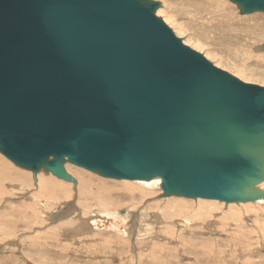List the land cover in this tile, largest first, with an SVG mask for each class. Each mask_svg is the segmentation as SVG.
I'll use <instances>...</instances> for the list:
<instances>
[{
	"label": "water",
	"instance_id": "95a60500",
	"mask_svg": "<svg viewBox=\"0 0 264 264\" xmlns=\"http://www.w3.org/2000/svg\"><path fill=\"white\" fill-rule=\"evenodd\" d=\"M243 15L264 0H230ZM153 0H0V153L34 180H162L163 197L264 198V87L187 46ZM264 51V45L262 46Z\"/></svg>",
	"mask_w": 264,
	"mask_h": 264
},
{
	"label": "rangeland",
	"instance_id": "374dc122",
	"mask_svg": "<svg viewBox=\"0 0 264 264\" xmlns=\"http://www.w3.org/2000/svg\"><path fill=\"white\" fill-rule=\"evenodd\" d=\"M153 1L160 2L161 7L166 4L163 13L157 16L163 19L175 34L178 33L175 26L182 25L181 35L176 34V36L186 45L191 40L196 44L198 42L203 46L200 47L202 51L195 48L193 42L189 43V47L192 46V49L203 54L215 66L241 81L264 87V51L262 50L264 13L243 15L238 5L230 0H215L227 7L230 16L236 19L223 21L222 24L211 22L210 15H204L206 10L202 9L200 13L195 11L190 6V0ZM202 16L205 17L202 18ZM166 19L175 21V26L168 23ZM0 158L5 163L10 162L11 169L8 170L12 176L9 182L4 178L0 181L2 185L0 187V264H264V206L254 207L252 201L226 204L205 200L206 203H216L215 206H218V209H211L213 211L206 209L209 214H214V221H210L209 230L200 223V226L195 225L194 230L190 231L191 229L187 230L184 227L185 220L176 218L174 222H171L168 219L169 222L168 217L162 214L167 208L171 212L183 211L184 217L181 216L186 219L185 217H191L197 210L198 200L178 196L163 197L161 189L154 195L155 198L150 196L147 199H141L137 195L136 199H116L115 195L112 197L111 195L119 194V187L123 182L133 183L132 181L109 180L98 173L67 163L66 171L76 180V184L59 180L44 169L37 174L38 182L44 178L45 181L57 184L53 187H62L60 190L64 193L71 188L70 192L66 193L65 200L61 199V202L64 201L66 204L63 202L61 206H51V213L59 215H55L56 218L52 216V219L50 217L47 219L34 206L35 203L29 196V198L27 195L23 196L25 192L22 191L29 188V183L34 187H30L32 190L28 195H32V191H37L35 189L37 182L34 180L33 173L18 168L2 153ZM20 169L22 173L28 175L27 178L16 176ZM82 181H91L89 184L94 187L89 192L93 195L91 199H81L82 189H78L79 197L77 196V185L79 187ZM261 189H264V185ZM20 191L23 195L18 194ZM102 194L107 195L109 201L104 200ZM170 198L192 205L189 213L179 210L174 204L168 206L166 203ZM203 202L204 200L200 201V203ZM245 204L246 206H243ZM90 206L93 209L92 212L96 211L97 214L111 210L123 216L129 211L130 217L126 218L128 225L125 224L127 227L122 225V229H127V234L123 231L122 233L112 231L100 221H98L101 224H99L100 227H92V230L89 226L86 228L82 226V222L90 220L92 212L89 215L88 211L85 212ZM230 209L233 210L231 214L237 212L240 218L231 216L232 219H230L228 216ZM64 210L70 216L66 215L63 219ZM80 214L83 220L79 219ZM204 223L207 225L209 222ZM70 228L74 231L65 232V229L70 230Z\"/></svg>",
	"mask_w": 264,
	"mask_h": 264
},
{
	"label": "bare ground",
	"instance_id": "6f19581e",
	"mask_svg": "<svg viewBox=\"0 0 264 264\" xmlns=\"http://www.w3.org/2000/svg\"><path fill=\"white\" fill-rule=\"evenodd\" d=\"M194 1V2H193ZM189 2V1H188ZM190 6L192 7V8H194V10L195 11H197L198 13H200V12H202L201 10L203 9V10H206V12H205V14L204 15H206V16H208V15H210V17H211V22H218V23H222L223 24V21H228V20H236L233 16H230L231 14H229V11H228V8L227 7H224L223 5H221V4H219L218 2H216L215 0H211V1H209V2H207V1H205V0H190ZM165 7H166V4L165 5H163V7H161L158 11H157V15H160V14H162L163 13V10L165 9ZM192 10V9H191ZM196 12V13H197ZM242 14V13H241ZM234 15V14H233ZM200 16V15H199ZM205 16H202V18H204ZM167 18V17H166ZM166 21L168 22V23H170L172 26H175V24H174V22H173V20H167L166 19ZM240 24V23H239ZM237 26V25H236ZM176 27V31L178 32V33H176V34H179V36L181 35L180 34V29L182 30L183 29V27H182V25H176L175 26ZM225 27V26H224ZM233 28V27H232ZM241 28V27H240ZM248 28V27H247ZM226 29V28H225ZM231 30V29H230ZM237 30V29H236ZM175 31V32H176ZM237 33V32H236ZM234 34V33H233ZM184 42V41H183ZM193 41L191 40V41H189L188 42V45L187 46H189V43H192ZM194 46H195V48H197L198 50H201L202 51V49L200 48L202 45H200L198 42H197V44L195 43V42H193L192 43ZM190 47H192V46H190ZM203 47V46H202ZM262 53V52H261ZM240 78H242V77H240ZM243 79V78H242ZM254 85V84H253ZM5 157V156H4ZM6 158V157H5ZM10 163V162H9ZM9 163H5L1 158H0V164H1V168H0V181H2V179L4 178L5 179V181H7V182H9V181H11L12 180V176H11V174H10V170H8V169H11V165L9 164ZM67 165V164H66ZM19 168V167H18ZM14 170H16L15 168H14ZM81 170V169H80ZM24 171V170H23ZM26 171V170H25ZM18 173V175H16ZM17 173L15 172V175L16 176H20V177H22L23 179H25V178H27V176L25 175V173H22L21 172V169H20V172H18L17 171ZM91 174V173H90ZM47 175V174H46ZM90 178H93L92 176H90L89 174H87ZM86 175V176H87ZM95 175V174H94ZM14 176V175H13ZM39 176V175H38ZM40 177V176H39ZM43 177V176H42ZM3 179V180H4ZM14 179V178H13ZM15 179H17V177H15ZM19 179H21V178H19ZM28 179H30V178H28ZM27 180V179H26ZM48 180V179H47ZM50 180V179H49ZM52 180V179H51ZM50 180V181H51ZM91 180V179H90ZM110 180V179H109ZM23 181V180H22ZM29 181V180H28ZM128 181H130V180H128ZM21 182V181H20ZM24 182H26V181H24ZM30 182V181H29ZM29 182H27V183H29ZM36 192H34V191H32L33 193H32V195L30 196V195H28L29 194V192H31V190L32 189H30V187L31 186H33L32 184H30L29 183V185L30 186H28L29 188H24L25 190H23L22 192H25V194L23 195V193H21V191L20 192H18V194L20 193V195H23V196H25V195H27V197L29 196L30 197V200L32 201V202H34L35 203V205L34 206H36L37 208H38V210L40 211V212H42L43 214H44V216H46V218L47 219H49V217L51 218L52 216L54 217L55 215L57 216V215H59L58 213L57 214H53V213H51V211H52V208H51V206L53 205L54 207L56 206V205H60L61 206V204H66V202H64V201H62L61 202V199L63 198L64 200H65V197H67L66 196V193H69L70 192V189L71 188H68V191H66L65 193H64V191L62 192L61 190H60V188H62V187H53V186H55V185H57V184H55V183H53V182H49V181H45V179L44 178H41V181L40 182H38L37 180H36ZM89 182H91V181H89ZM89 182H87V181H82V183L80 182V184L81 185H79V187H78V185H77V196L79 197V190L78 189H82V193H81V199L83 198H85L86 200H88V199H91V197L93 196V195H90L89 194V192H90V190H93L92 188H94V187H92L90 184H89ZM102 182H104V180L102 181ZM133 183H128V182H123V184L122 185H120V187H119V194H117V193H115V194H112L111 195V197L113 196V195H115V197H116V199H120V200H124V199H136V197H137V195H139L138 197L139 198H141V199H147V197H152V196H154L156 193H157V191H160V189H161V191L163 192V190H162V180L161 179H159V178H152L151 180H140V181H132ZM16 183H18V182H16ZM21 183H23V182H21ZM75 184H76V180H75V182H74ZM106 183V182H105ZM121 183V182H120ZM25 185H26V183H24ZM23 184V185H24ZM61 184V183H60ZM119 184V183H118ZM264 184H262L260 187H258V188H262V186H263ZM2 185H0V187H1ZM3 186H4V183H3ZM21 186H22V184H21ZM63 186V185H62ZM67 186H69V185H67ZM119 186V185H118ZM24 187V186H23ZM26 187V186H25ZM34 187V186H33ZM66 187V186H65ZM70 187V186H69ZM135 188V190H133ZM34 189V190H35ZM75 189V188H74ZM1 190H3V189H1ZM18 190V189H17ZM67 190V189H66ZM71 191H73V190H71ZM27 192V193H26ZM136 192H140V193H136ZM75 193V192H74ZM71 194H72V192H71ZM75 195V194H74ZM18 196V195H17ZM28 197V198H29ZM69 197V196H68ZM71 197H72V195H71ZM70 197V198H71ZM100 197V196H99ZM102 197H103V199L104 200H106V201H109V197L107 196V195H105V194H102ZM110 197V198H111ZM137 197V198H138ZM27 198V199H28ZM154 198H155V196H154ZM93 199V198H92ZM25 200V199H24ZM138 200V199H137ZM27 201V200H26ZM69 201V200H68ZM92 201V200H91ZM95 202H96V200H94ZM200 201H202V200H200ZM200 201L198 200V205L196 206V208H197V210L192 214V216L191 217H185L186 219H183L182 218V216L181 215H183V211H181V212H177V210H176V212H171V210L169 209V210H167V209H164V214H162L164 217H168L167 218V220L169 219V220H171V222H174L175 221V219L177 218V220H178V218H181L182 220H185V221H183V223H184V227L188 230V229H191L190 231H193L194 230V228H195V225H199L200 226V223H202V225H203V227H205V229L207 228V230H209L208 229V226H209V224L211 223V222H213L214 220V218H213V216H214V214H209L207 211H206V209H218V206H215V205H217L216 203H206L205 202V200H204V202L203 203H200ZM207 201V200H206ZM64 202V203H63ZM88 202V201H87ZM182 202H184V203H180V200H175L174 198H170V199H168L167 200V203L166 204H168V206H172V204H174V205H176V207L179 209V210H185L184 212H188L189 213V211H190V209H191V207H192V205H188V203H186L185 201H182ZM210 202H217V201H210ZM253 203L252 204H254L253 206L255 207H262V206H264V198H261V199H259V200H257V201H252ZM33 203V204H34ZM70 203V202H69ZM90 204V203H89ZM195 204V203H194ZM232 204H234V203H232ZM241 204V203H240ZM33 206V205H32ZM166 206V205H165ZM190 206V207H189ZM194 206V205H193ZM243 206H246V204L245 205H243ZM243 206H242V208H243ZM155 207V206H154ZM158 207V206H157ZM175 207V206H174ZM163 208H165V207H163ZM170 208V207H169ZM194 209V208H193ZM68 210H70V209H68ZM235 210V209H234ZM65 211V210H64ZM83 211V210H82ZM88 211V212H87ZM93 211V209H91V206L90 207H88L86 210H85V212H87L88 213V215L91 213ZM211 211H213V210H211ZM230 211L231 212H228V216L230 217V219H232V217H236L238 214H237V212L234 214H231L232 213V209H230ZM55 212V211H54ZM84 212V211H83ZM59 213H60V211H59ZM64 214H62V218L64 217V216H70V214H67V212L65 211V212H63ZM160 214V213H159ZM160 214V215H161ZM186 215V214H185ZM187 215H189V214H187ZM208 215H210L209 216V218L208 219H206V220H204V218H206V217H208ZM218 215V214H217ZM56 216L54 217V218H56ZM171 216V217H170ZM232 216V217H231ZM130 217V212L128 211V213L126 214V215H120L119 213H114V212H111V210L109 211H104V212H102V213H96V211H94V212H92L91 213V217L89 218L90 220L88 221H84V222H82L81 223V225L82 226H84L85 228L87 227V226H89L90 227V229L92 228V227H94V228H98V227H100L99 226V224H100V222H102L105 226H107V227H109L110 229H112V231L114 230V231H117V232H121L122 233V231L123 232H126V230L127 229H122V225L124 226L125 224L126 225H128V222H127V220H126V218L128 219ZM157 217H158V215H157ZM161 217V216H160ZM183 217H184V215H183ZM69 218V217H68ZM132 218V217H131ZM130 218V219H131ZM188 218V219H187ZM236 218H240V217H236ZM52 219V218H51ZM64 219V218H63ZM78 219V218H77ZM79 219L81 220L82 219V216H81V214H80V217H79ZM189 219H191V220H189ZM227 219H228V217H227ZM226 219V220H227ZM61 220V219H60ZM83 220V219H82ZM168 220V221H169ZM192 220H194V221H192ZM212 220V221H211ZM98 221H100V222H98ZM209 222L207 225H205V223L204 222ZM211 221V222H210ZM217 221H218V219H217ZM232 221V220H231ZM167 222V221H166ZM170 222V221H169ZM238 223V222H237ZM214 224V223H213ZM216 224V223H215ZM235 224V223H234ZM101 225V224H100ZM103 225V226H104ZM125 225V227H127ZM131 225V224H130ZM217 226V225H216ZM233 226V225H232ZM236 226V225H235ZM45 227V226H44ZM106 227V228H107ZM132 227V226H131ZM65 228H66V226H65ZM105 228V229H106ZM196 228H198V227H196ZM72 228H70V230H68V229H65V232H71L72 230H71ZM84 229V228H83ZM87 230V229H86ZM92 230V229H91ZM74 231V230H73ZM72 231V232H73ZM85 231V230H84ZM89 231V230H88ZM87 231V232H88ZM61 232H63V231H61ZM83 232V231H82ZM74 233H76V232H74ZM210 233V232H209ZM68 234V233H67ZM79 234V233H78ZM90 234V233H89ZM126 234H127V232H126ZM121 235V234H120ZM63 236V235H62ZM65 236V235H64ZM76 236V235H75ZM127 236V235H126ZM186 236V235H185ZM61 239V238H60ZM47 245V244H46ZM85 245V244H84ZM54 246V245H53ZM89 254V253H88ZM61 256V255H60Z\"/></svg>",
	"mask_w": 264,
	"mask_h": 264
}]
</instances>
